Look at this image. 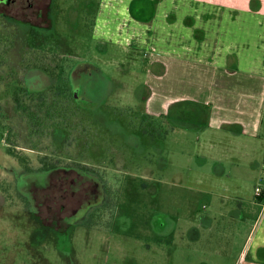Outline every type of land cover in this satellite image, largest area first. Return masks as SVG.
I'll return each mask as SVG.
<instances>
[{
  "label": "rangeland",
  "instance_id": "obj_1",
  "mask_svg": "<svg viewBox=\"0 0 264 264\" xmlns=\"http://www.w3.org/2000/svg\"><path fill=\"white\" fill-rule=\"evenodd\" d=\"M98 1L53 0L51 36L57 32L75 40L71 57L101 69L105 79L94 82L112 84L109 116L129 125L126 132L134 142L128 145L127 163L115 168L101 160L112 169L107 171L113 196L107 215L96 221L88 212L61 230L41 221L31 204L10 189L9 180L21 168L0 142V187L13 192L10 198L0 188V264H235L250 234L254 245L264 237L256 197V186L264 181L263 153L184 119L158 116L143 127L147 60H135L134 46L115 38L111 29L94 31ZM8 111L9 143L16 145L20 125L12 102ZM120 111L129 117L119 118ZM84 142L75 144L74 153L99 159L100 145L85 151ZM66 175L78 177L75 171H61L55 180ZM42 211L47 219L49 212Z\"/></svg>",
  "mask_w": 264,
  "mask_h": 264
},
{
  "label": "flooded vegetation",
  "instance_id": "obj_2",
  "mask_svg": "<svg viewBox=\"0 0 264 264\" xmlns=\"http://www.w3.org/2000/svg\"><path fill=\"white\" fill-rule=\"evenodd\" d=\"M103 1H98L97 32ZM53 8V0H0V142L21 168L11 179L14 186L9 180L15 196L28 201L41 221L50 220L49 226L66 230L85 213H94L96 221L107 215L105 207L113 197L107 171L112 169L101 160L108 159L112 167L119 168L127 163L128 145L134 142L126 132L129 125L122 126L109 116L107 99L112 84L94 82L98 77L105 79L101 69L71 57L74 48L77 50L75 40L57 32L51 36ZM10 102L19 115L16 145L9 143L13 140L8 133ZM142 109L141 125L145 127L153 116L147 107ZM117 115L129 117L128 111ZM83 138L85 151L92 144L100 145L99 159L74 153L75 144L81 145ZM61 171H75L78 177L55 180ZM9 187L0 188L13 198ZM42 210L49 212L47 219Z\"/></svg>",
  "mask_w": 264,
  "mask_h": 264
},
{
  "label": "crops",
  "instance_id": "obj_3",
  "mask_svg": "<svg viewBox=\"0 0 264 264\" xmlns=\"http://www.w3.org/2000/svg\"><path fill=\"white\" fill-rule=\"evenodd\" d=\"M102 9L99 33L111 29L147 60L153 117L213 127L264 156V0H104ZM254 239L235 264H264V237Z\"/></svg>",
  "mask_w": 264,
  "mask_h": 264
},
{
  "label": "built area",
  "instance_id": "obj_4",
  "mask_svg": "<svg viewBox=\"0 0 264 264\" xmlns=\"http://www.w3.org/2000/svg\"><path fill=\"white\" fill-rule=\"evenodd\" d=\"M256 197L259 204L261 205V218L264 216V181L256 186Z\"/></svg>",
  "mask_w": 264,
  "mask_h": 264
}]
</instances>
